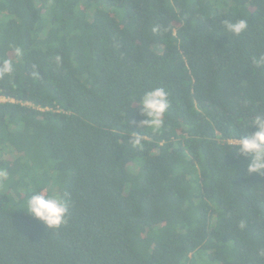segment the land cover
<instances>
[{
	"label": "trees",
	"instance_id": "16d2710c",
	"mask_svg": "<svg viewBox=\"0 0 264 264\" xmlns=\"http://www.w3.org/2000/svg\"><path fill=\"white\" fill-rule=\"evenodd\" d=\"M156 87L161 127L132 125ZM0 97V264H264V172L232 146L264 113V0H0Z\"/></svg>",
	"mask_w": 264,
	"mask_h": 264
},
{
	"label": "clouds",
	"instance_id": "9594fccd",
	"mask_svg": "<svg viewBox=\"0 0 264 264\" xmlns=\"http://www.w3.org/2000/svg\"><path fill=\"white\" fill-rule=\"evenodd\" d=\"M247 21L239 19L236 22H224L225 32L239 35L247 28ZM5 71H10V66H5ZM139 105L138 115L140 120L130 121L136 127L159 129L163 123L162 117L169 107L168 94L164 89L156 87L145 91L137 103ZM250 125H254L256 131L247 136H240L232 143L238 147L240 155L249 158L247 173L264 172V113L253 116ZM131 136L134 143L140 142V135L132 131ZM27 213L33 218L45 223L48 228H58L67 223L68 204L66 199L57 194H45L44 192H33L27 200Z\"/></svg>",
	"mask_w": 264,
	"mask_h": 264
},
{
	"label": "built area",
	"instance_id": "2783aa9c",
	"mask_svg": "<svg viewBox=\"0 0 264 264\" xmlns=\"http://www.w3.org/2000/svg\"><path fill=\"white\" fill-rule=\"evenodd\" d=\"M2 99H5V98H1V97H0V100H2Z\"/></svg>",
	"mask_w": 264,
	"mask_h": 264
},
{
	"label": "rangeland",
	"instance_id": "374dc122",
	"mask_svg": "<svg viewBox=\"0 0 264 264\" xmlns=\"http://www.w3.org/2000/svg\"><path fill=\"white\" fill-rule=\"evenodd\" d=\"M199 264V263H198Z\"/></svg>",
	"mask_w": 264,
	"mask_h": 264
}]
</instances>
